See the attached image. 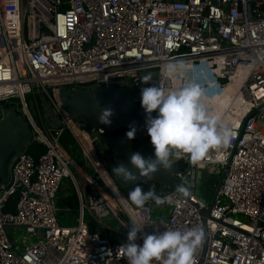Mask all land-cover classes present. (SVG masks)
Returning a JSON list of instances; mask_svg holds the SVG:
<instances>
[{
  "label": "built area",
  "instance_id": "2783aa9c",
  "mask_svg": "<svg viewBox=\"0 0 264 264\" xmlns=\"http://www.w3.org/2000/svg\"><path fill=\"white\" fill-rule=\"evenodd\" d=\"M168 64L183 65L174 81ZM193 81L230 127L228 143L195 165L172 159L186 164L176 172L183 196L152 180L135 184L164 200L137 208L107 168L101 130L71 119L60 92L125 86L141 108L142 87ZM40 96L60 128L43 120ZM0 102L16 105L31 142L44 147L14 155L0 184V264H127L130 217L145 232L201 228L193 264H264V0H0ZM64 129L81 164L60 143ZM205 175H222L220 184L205 191ZM65 178L78 198L75 226L57 215ZM14 229L26 234L16 239Z\"/></svg>",
  "mask_w": 264,
  "mask_h": 264
},
{
  "label": "clouds",
  "instance_id": "9594fccd",
  "mask_svg": "<svg viewBox=\"0 0 264 264\" xmlns=\"http://www.w3.org/2000/svg\"><path fill=\"white\" fill-rule=\"evenodd\" d=\"M179 67L183 65H165L164 75L174 81ZM151 79L150 75H145L141 83L148 84ZM139 103L145 114L144 127L153 146V155L144 157L138 152L133 153L129 157L130 166H115L113 172L125 181L135 182L139 174L171 170L170 157L186 156L195 165L211 150L226 146L231 136L228 124L210 111L203 88L194 81L169 90L149 84L140 89ZM111 115V108H101L98 122L110 124ZM135 130L131 127L125 133L126 137L132 139ZM186 191L183 186L176 187L181 196ZM127 198L137 208L149 200L157 204L164 202L153 190H142L139 185L128 193ZM125 225L128 231L122 244V256L127 264H193L196 250L204 238L199 227L145 232V223L131 217L130 223ZM137 240L141 242L137 243Z\"/></svg>",
  "mask_w": 264,
  "mask_h": 264
},
{
  "label": "water",
  "instance_id": "95a60500",
  "mask_svg": "<svg viewBox=\"0 0 264 264\" xmlns=\"http://www.w3.org/2000/svg\"><path fill=\"white\" fill-rule=\"evenodd\" d=\"M60 99L71 119L101 130L100 133L104 137L103 149L112 169L118 164L129 165V157L133 153L138 152L144 157L153 155V146L144 127V111L134 100V94L129 88L110 86L79 88L73 91L63 89L60 92ZM39 104L42 118L47 125L53 129L60 128L61 122L55 119L44 96L39 97ZM101 108L112 110L111 123L108 125L98 122L97 115ZM131 127H135L136 130L134 137L128 139L125 133ZM120 128H125L127 131L118 133ZM32 136L30 125L22 119L16 105L11 102H0V184L7 180L12 157L25 150L31 143ZM134 143L137 144L136 148H133ZM170 162L173 166L169 171L161 169L155 173L139 174L135 182L125 181L121 176L120 180L131 188L142 181L152 180L161 184L164 189H176V172L183 170L186 164L180 166L179 160H170ZM221 179L222 175L219 177L218 185ZM85 189L89 190V187ZM212 201L213 198L211 203ZM202 214L207 216L208 210H203Z\"/></svg>",
  "mask_w": 264,
  "mask_h": 264
},
{
  "label": "trees",
  "instance_id": "16d2710c",
  "mask_svg": "<svg viewBox=\"0 0 264 264\" xmlns=\"http://www.w3.org/2000/svg\"><path fill=\"white\" fill-rule=\"evenodd\" d=\"M38 103H39V99H38ZM126 131L127 130L125 128H120L117 132L118 133H124ZM59 139H60V143H61L62 147L65 149V151L73 158V160L76 163L81 164L82 162H81L80 153L78 152V150L75 146L74 140L71 137V135L69 134V132L64 129L61 132ZM136 147H137V144L134 143L133 148H136ZM43 150H44V147L40 144L35 143V142L29 143L25 148V151L32 154L33 156H38L41 152H43ZM108 170H109L111 176L114 178L113 173L110 171L109 168H108ZM218 180H219V177L216 175H205L202 186L204 187L205 191H209V190H211V185L212 184L216 185ZM114 181L117 184V186L120 188V190L123 191L118 180H116L114 178ZM64 182H65V180L62 181L61 186L63 185ZM65 186L67 189L64 193L60 192L61 187L58 189L57 194L60 196L58 197V201L56 203V206L58 209L57 215L61 214L62 210H69V209L70 210H76L77 209V197H76L75 191L72 187V184L70 183V181H66ZM15 201H16V196L11 197L8 205L5 207V210L6 211H13L14 207H15Z\"/></svg>",
  "mask_w": 264,
  "mask_h": 264
},
{
  "label": "rangeland",
  "instance_id": "374dc122",
  "mask_svg": "<svg viewBox=\"0 0 264 264\" xmlns=\"http://www.w3.org/2000/svg\"><path fill=\"white\" fill-rule=\"evenodd\" d=\"M26 97V96H25ZM32 101V97L30 95H27V100ZM29 106L32 110L33 108V104L31 102H29ZM174 157H170V160H172ZM65 182L63 183L64 185L66 184V181H68V178L64 179ZM78 217H79V208L76 210H62L61 214H58V218H59V222L61 224L65 223L67 226H75L77 225V221H78ZM85 221H88V217H85ZM112 226L113 227H117L120 228V225L116 222H112ZM14 234H15V238H21L22 236H24L26 233L23 229H14L13 230ZM30 240V238H28V241Z\"/></svg>",
  "mask_w": 264,
  "mask_h": 264
},
{
  "label": "flooded vegetation",
  "instance_id": "af4514ba",
  "mask_svg": "<svg viewBox=\"0 0 264 264\" xmlns=\"http://www.w3.org/2000/svg\"><path fill=\"white\" fill-rule=\"evenodd\" d=\"M100 142H101V146H102V157L105 160L106 164H107V168L110 169V171L113 173V176L116 180H118L119 184L121 185L123 191L128 195V193L134 188H131L130 186L126 185L122 180H120V176L116 175L113 172V169L110 167L109 165V159L108 157L105 155V151L103 149V145H104V137L101 135L100 136Z\"/></svg>",
  "mask_w": 264,
  "mask_h": 264
},
{
  "label": "crops",
  "instance_id": "0c3cea01",
  "mask_svg": "<svg viewBox=\"0 0 264 264\" xmlns=\"http://www.w3.org/2000/svg\"><path fill=\"white\" fill-rule=\"evenodd\" d=\"M69 179V178H68ZM68 181H70V183L72 184V187H73V189H74V186H73V183H72V181L69 179ZM61 187V189H60V192L62 193H64L65 191H66V186L63 184L62 186H60ZM60 195H58L57 194V201H58V197H59ZM77 197V196H76ZM77 208H78V198H77ZM65 224V223H64Z\"/></svg>",
  "mask_w": 264,
  "mask_h": 264
}]
</instances>
